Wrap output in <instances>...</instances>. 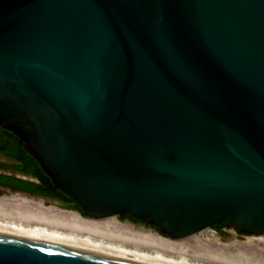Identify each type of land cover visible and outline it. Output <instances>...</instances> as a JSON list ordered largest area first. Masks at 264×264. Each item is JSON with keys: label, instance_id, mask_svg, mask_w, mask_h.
<instances>
[{"label": "water", "instance_id": "water-1", "mask_svg": "<svg viewBox=\"0 0 264 264\" xmlns=\"http://www.w3.org/2000/svg\"><path fill=\"white\" fill-rule=\"evenodd\" d=\"M0 128L87 218L262 234L264 0H0ZM0 264L153 263L0 233Z\"/></svg>", "mask_w": 264, "mask_h": 264}, {"label": "bare ground", "instance_id": "bare-ground-1", "mask_svg": "<svg viewBox=\"0 0 264 264\" xmlns=\"http://www.w3.org/2000/svg\"><path fill=\"white\" fill-rule=\"evenodd\" d=\"M42 204L21 195L0 198V233L153 264H264V254L216 249L197 237L211 227L179 239H163L119 223L115 215L82 218L78 211L44 209ZM254 239L264 243V233Z\"/></svg>", "mask_w": 264, "mask_h": 264}, {"label": "trees", "instance_id": "trees-1", "mask_svg": "<svg viewBox=\"0 0 264 264\" xmlns=\"http://www.w3.org/2000/svg\"><path fill=\"white\" fill-rule=\"evenodd\" d=\"M0 156L10 161L9 165L0 163V186L10 187L32 196L59 200L66 208L82 213L80 207L56 189L51 179L41 170L36 160L24 149V143L12 132L0 128ZM13 173H6L5 170ZM18 175L29 176L32 180L23 179ZM121 219L126 216L121 215ZM222 226H213L219 230Z\"/></svg>", "mask_w": 264, "mask_h": 264}, {"label": "rangeland", "instance_id": "rangeland-1", "mask_svg": "<svg viewBox=\"0 0 264 264\" xmlns=\"http://www.w3.org/2000/svg\"><path fill=\"white\" fill-rule=\"evenodd\" d=\"M0 163H4L6 165H9L10 161L7 160L6 158L0 156ZM2 171H4V170H2ZM5 172L6 173H13L9 169L5 170ZM18 177L23 178V179L32 180V178L29 176L18 175ZM14 195H21L24 197H28L30 199L41 200L43 202L42 207L44 209L73 211L71 209L66 208V206L63 205L62 203L51 200V199H46V198L37 197V196H31V195L22 194V193L13 192V191L0 190V198L12 197ZM74 212H76V211H74ZM76 213H78V212H76ZM78 215H80L82 218H87L82 213H80ZM114 219L119 223H126L127 225H129L128 221L122 220L120 218V216H116V217H114ZM133 229L145 231V230H143V228H140V227H135ZM146 232L151 233V234H156L157 236H159L163 239H169L168 236L162 235V234H160L158 232H154L152 230H146ZM197 237L199 239L205 240L206 243H208L209 245H211V247L216 248V249L223 247V248L227 249V251H229V252H231V251L237 252L238 250H240V251H244V252H248V253L256 252V253L264 254V243H260L259 241L255 240L253 234L240 233L236 230L226 229L224 227H223V230H215V229H213V227H211L210 229L203 231L201 234H197ZM201 260L204 261V259H201ZM204 262H206V261H204Z\"/></svg>", "mask_w": 264, "mask_h": 264}, {"label": "flooded vegetation", "instance_id": "flooded-vegetation-1", "mask_svg": "<svg viewBox=\"0 0 264 264\" xmlns=\"http://www.w3.org/2000/svg\"><path fill=\"white\" fill-rule=\"evenodd\" d=\"M3 187V186H2ZM5 188H10V187H5ZM51 200H53V199H51ZM54 201H57V202H60L59 200H54ZM60 203H62V202H60ZM122 220H127L128 221V224L131 226V227H133V228H135V227H140V228H143V230H152V231H154V232H157L153 227H151V226H148V225H145V224H143L142 222H140V221H138V220H136V219H132V218H128V217H126V218H123ZM219 230H223V227H220V229Z\"/></svg>", "mask_w": 264, "mask_h": 264}, {"label": "crops", "instance_id": "crops-1", "mask_svg": "<svg viewBox=\"0 0 264 264\" xmlns=\"http://www.w3.org/2000/svg\"><path fill=\"white\" fill-rule=\"evenodd\" d=\"M1 157H2V156H1ZM0 172H4V171L0 170ZM9 174H11V173H9Z\"/></svg>", "mask_w": 264, "mask_h": 264}]
</instances>
